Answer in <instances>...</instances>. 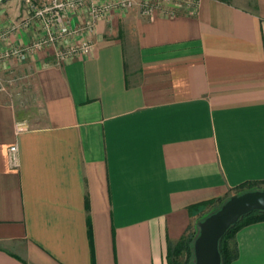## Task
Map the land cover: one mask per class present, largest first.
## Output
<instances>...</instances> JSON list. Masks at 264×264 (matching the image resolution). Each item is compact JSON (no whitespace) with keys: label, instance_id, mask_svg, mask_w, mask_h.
I'll return each instance as SVG.
<instances>
[{"label":"crops","instance_id":"crops-1","mask_svg":"<svg viewBox=\"0 0 264 264\" xmlns=\"http://www.w3.org/2000/svg\"><path fill=\"white\" fill-rule=\"evenodd\" d=\"M28 17L25 0L0 2V32ZM44 34L35 20L0 52ZM85 39L90 54L59 59ZM13 74L28 86L23 104L0 90V264H169L197 204L264 181V0L114 9L0 62ZM236 240L232 264H264V221Z\"/></svg>","mask_w":264,"mask_h":264},{"label":"built area","instance_id":"built-area-1","mask_svg":"<svg viewBox=\"0 0 264 264\" xmlns=\"http://www.w3.org/2000/svg\"><path fill=\"white\" fill-rule=\"evenodd\" d=\"M167 1L173 0H25L29 17L23 19L19 24H13L8 30L0 32V44L9 38L10 32L17 28H26L35 20L42 22L45 34L28 45L15 46L0 52V62L11 57L24 58L35 51L90 32L94 30L100 19L107 17L114 9L127 10L139 4L142 15L152 19L156 10L163 7ZM180 1L196 4L197 0ZM82 10L87 14L86 21L80 25L72 24L70 22L71 14ZM168 13L174 15L175 11L172 9ZM93 48L92 41L85 39L80 43L59 50L58 57L63 60L71 55H88L93 51ZM2 89H4V85L1 84L0 90ZM22 128L23 124L18 123V129L21 130ZM9 158L13 166L19 165L17 144L9 147Z\"/></svg>","mask_w":264,"mask_h":264},{"label":"trees","instance_id":"trees-1","mask_svg":"<svg viewBox=\"0 0 264 264\" xmlns=\"http://www.w3.org/2000/svg\"><path fill=\"white\" fill-rule=\"evenodd\" d=\"M263 190L264 181H247L234 188L233 192L227 193L218 199H211L196 205L198 219L193 227L175 243L169 242L168 259L169 264H194V241L199 234L198 223L207 216L216 212L233 195H240L249 191ZM210 207V208H208ZM264 221V211H254L243 217L232 225L219 242L221 253V264H232L239 257V247L236 240L237 232L250 224Z\"/></svg>","mask_w":264,"mask_h":264},{"label":"water","instance_id":"water-1","mask_svg":"<svg viewBox=\"0 0 264 264\" xmlns=\"http://www.w3.org/2000/svg\"><path fill=\"white\" fill-rule=\"evenodd\" d=\"M254 211H264L263 190L233 195L219 210L201 220L194 241V264H221L220 240L241 217Z\"/></svg>","mask_w":264,"mask_h":264},{"label":"rangeland","instance_id":"rangeland-1","mask_svg":"<svg viewBox=\"0 0 264 264\" xmlns=\"http://www.w3.org/2000/svg\"><path fill=\"white\" fill-rule=\"evenodd\" d=\"M8 76L6 78L0 77V85L2 84L6 86L9 95H11L12 98L18 100L20 104H23V101H25L27 96L28 86L25 82V79L22 77L23 75L13 74Z\"/></svg>","mask_w":264,"mask_h":264}]
</instances>
